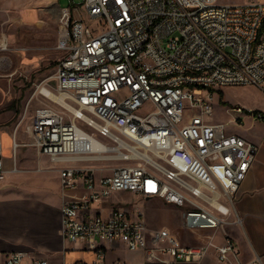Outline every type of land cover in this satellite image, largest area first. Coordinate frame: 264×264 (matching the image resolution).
I'll use <instances>...</instances> for the list:
<instances>
[{
  "label": "built area",
  "instance_id": "1",
  "mask_svg": "<svg viewBox=\"0 0 264 264\" xmlns=\"http://www.w3.org/2000/svg\"><path fill=\"white\" fill-rule=\"evenodd\" d=\"M11 43L0 36L1 51ZM57 48L64 56L54 100L62 108H38L31 132L39 153L62 164L64 237L93 256L59 264H127L107 262L114 243L134 252L153 245L170 264L200 260L211 240L186 246L141 212L103 200L119 192L162 199L183 209L192 231L229 223L256 145L214 121L213 95L228 85L264 88V1L83 0L61 8ZM40 92L53 98L46 87ZM232 109L241 120L245 109ZM3 149L0 134V180ZM216 249L222 261L239 255L229 235ZM2 264L54 263L16 251Z\"/></svg>",
  "mask_w": 264,
  "mask_h": 264
},
{
  "label": "rangeland",
  "instance_id": "2",
  "mask_svg": "<svg viewBox=\"0 0 264 264\" xmlns=\"http://www.w3.org/2000/svg\"><path fill=\"white\" fill-rule=\"evenodd\" d=\"M83 0H0V36L6 33L11 37V48L0 50V134L3 142L10 145L9 157L18 160L26 156L25 166L45 167L50 196L60 197L59 179L56 177L60 162H52L48 156L41 158L34 146L31 132L33 117L38 108H62L54 99L45 96L40 89L47 87L59 97L56 85V69L59 60L64 56L57 48L59 41L61 8L70 7ZM221 3H243L252 0H218ZM264 1V0H263ZM214 121L227 123V132L243 134L242 120H236L237 113L233 107L244 109L259 108L264 112V88L255 85H228L215 90L213 95ZM247 114V110H244ZM235 121V122H234ZM80 123V121H78ZM239 124V125H238ZM19 145L14 149L13 140ZM42 155V154H41ZM42 161V162H41ZM38 197L34 194V197ZM103 201L116 202L132 212H141L153 227L170 229L178 238H184L182 229L183 209L159 198L147 199L133 192H119ZM185 231V233L183 232ZM199 235V233H197ZM191 239V236H187ZM200 238V236H196ZM220 242L222 236H215ZM213 249V250H212ZM215 251V248H210ZM79 251L68 252L64 261L71 263ZM110 257H120L127 264H139L141 254L127 249L110 252ZM241 255H230L229 260L238 259Z\"/></svg>",
  "mask_w": 264,
  "mask_h": 264
},
{
  "label": "crops",
  "instance_id": "3",
  "mask_svg": "<svg viewBox=\"0 0 264 264\" xmlns=\"http://www.w3.org/2000/svg\"><path fill=\"white\" fill-rule=\"evenodd\" d=\"M245 110L261 111L259 108ZM240 118L244 133L239 135L253 142L256 151L253 166L236 195L233 213L228 217L229 223L217 229L192 231L185 227L183 219L182 229L186 233L183 231L185 237L179 239L186 246H200L211 240V247L216 249L229 235L235 241L241 257L230 262H227L229 259L222 261L217 249L213 252V249H209L204 257L191 264H240L257 256L262 258L264 264V119L257 120L251 113H244ZM3 147L5 178L0 180V264L7 255L16 251L24 252L28 259L40 257L59 264L70 255L68 252L75 250L79 251L77 255L80 256L71 260V263L80 260L91 261L93 256L81 249V243H71L64 237L61 217L63 197L59 170L56 172V177L59 179L60 197L50 196L48 180L51 175L47 174L45 167L40 164L34 167V163L32 166H25L27 157L23 156L20 168L15 157L11 162L10 145L6 144L5 140ZM38 156L41 158L43 155L38 154ZM34 194L38 197H34ZM119 203L120 201L110 203L106 201V206L119 205ZM127 208L130 209L129 206ZM238 217L241 218V223H235ZM150 227L160 229V227ZM187 236H191V239ZM215 236H222V240L215 242ZM106 247L108 263L121 260L120 257L111 258V251L127 249L123 243L107 244ZM135 252L141 254L139 264H170L173 261L168 254L153 245Z\"/></svg>",
  "mask_w": 264,
  "mask_h": 264
},
{
  "label": "bare ground",
  "instance_id": "4",
  "mask_svg": "<svg viewBox=\"0 0 264 264\" xmlns=\"http://www.w3.org/2000/svg\"><path fill=\"white\" fill-rule=\"evenodd\" d=\"M46 90H47V92H49L50 95H52L53 98H58V97H57L55 94H53V93L51 92V90L48 89L47 87H46Z\"/></svg>",
  "mask_w": 264,
  "mask_h": 264
},
{
  "label": "trees",
  "instance_id": "5",
  "mask_svg": "<svg viewBox=\"0 0 264 264\" xmlns=\"http://www.w3.org/2000/svg\"><path fill=\"white\" fill-rule=\"evenodd\" d=\"M254 112H258V110H254Z\"/></svg>",
  "mask_w": 264,
  "mask_h": 264
}]
</instances>
